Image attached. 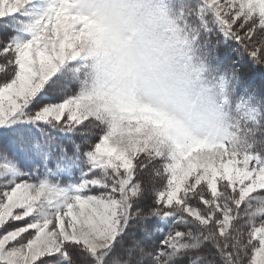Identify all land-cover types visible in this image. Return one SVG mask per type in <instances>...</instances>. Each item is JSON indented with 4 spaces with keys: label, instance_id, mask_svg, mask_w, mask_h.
Listing matches in <instances>:
<instances>
[{
    "label": "snow or ice",
    "instance_id": "obj_1",
    "mask_svg": "<svg viewBox=\"0 0 264 264\" xmlns=\"http://www.w3.org/2000/svg\"><path fill=\"white\" fill-rule=\"evenodd\" d=\"M74 3L0 0V264H264V149L164 147L147 114L115 143L77 97L87 33ZM181 14L229 106L264 130L234 93L264 66V0L182 2ZM49 160L63 172L52 177Z\"/></svg>",
    "mask_w": 264,
    "mask_h": 264
},
{
    "label": "clouds",
    "instance_id": "obj_2",
    "mask_svg": "<svg viewBox=\"0 0 264 264\" xmlns=\"http://www.w3.org/2000/svg\"><path fill=\"white\" fill-rule=\"evenodd\" d=\"M86 39L72 72L81 108L98 115L115 143L128 118L151 115L164 147L229 138L231 149H264L254 130L229 106L224 89L194 46L182 0H75Z\"/></svg>",
    "mask_w": 264,
    "mask_h": 264
},
{
    "label": "trees",
    "instance_id": "obj_3",
    "mask_svg": "<svg viewBox=\"0 0 264 264\" xmlns=\"http://www.w3.org/2000/svg\"><path fill=\"white\" fill-rule=\"evenodd\" d=\"M0 31H2V28H0ZM11 34H12L11 30H9V36ZM4 42H6V41H4ZM263 87H264V82H263ZM262 90H264V88H262ZM262 92L264 93V91H262ZM73 139L75 141H77V142H80L81 137L80 136H75V137H73ZM97 140H98V136H97L96 133H94L92 135V137H91L90 143L94 144ZM88 147H89V144L88 145H84L82 147V151L87 150ZM67 150L69 152V155H71L72 152H73V147H72L70 142L67 143ZM48 168L50 170V175L52 177H55L58 173L63 172V169L59 168V166L55 163V161H52V160L48 161ZM78 176H79V172L77 170H73V173H72V175L70 177L67 174L60 175L61 178H64L65 182H69V181L75 180V179L78 178ZM153 223H154V221H153Z\"/></svg>",
    "mask_w": 264,
    "mask_h": 264
},
{
    "label": "rangeland",
    "instance_id": "obj_4",
    "mask_svg": "<svg viewBox=\"0 0 264 264\" xmlns=\"http://www.w3.org/2000/svg\"><path fill=\"white\" fill-rule=\"evenodd\" d=\"M182 2H183V0H182ZM187 5H189V4H187ZM190 6H193V5H190ZM251 67H252L253 71H256V70L260 69L262 71V73L264 74V66L251 65ZM73 87L75 88V85ZM239 87L241 88V90L239 89ZM247 90H248V87H246V86L243 87V86H240L239 84H237L236 87L234 88L235 96L238 97V98H242V99L247 100V102L251 106L257 108V110H258L256 95L254 94L253 91H251V90L247 91ZM96 142H98V140ZM94 144L90 143L89 147L90 146H94ZM144 179H146V177ZM160 226L162 227L163 225L161 224Z\"/></svg>",
    "mask_w": 264,
    "mask_h": 264
}]
</instances>
